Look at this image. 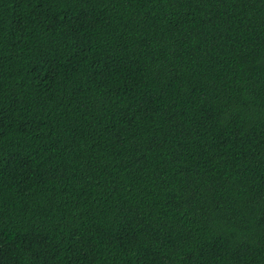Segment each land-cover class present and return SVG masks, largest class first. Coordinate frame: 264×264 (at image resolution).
Masks as SVG:
<instances>
[{"label":"trees","instance_id":"trees-1","mask_svg":"<svg viewBox=\"0 0 264 264\" xmlns=\"http://www.w3.org/2000/svg\"><path fill=\"white\" fill-rule=\"evenodd\" d=\"M0 264H264V0H0Z\"/></svg>","mask_w":264,"mask_h":264}]
</instances>
